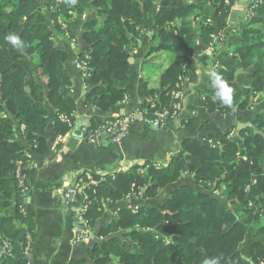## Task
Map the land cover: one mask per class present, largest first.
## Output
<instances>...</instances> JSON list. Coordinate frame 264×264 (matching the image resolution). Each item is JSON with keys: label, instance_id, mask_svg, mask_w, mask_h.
<instances>
[{"label": "trees", "instance_id": "obj_1", "mask_svg": "<svg viewBox=\"0 0 264 264\" xmlns=\"http://www.w3.org/2000/svg\"><path fill=\"white\" fill-rule=\"evenodd\" d=\"M234 2L0 0V264H23L27 234L35 239V221L21 208L26 196L15 177L17 161L23 160L29 175L32 159L50 151L52 118L56 137L72 130L63 118L73 122L77 108L68 67L72 38L74 64L76 57L88 62L87 103L108 110L126 96L129 58L149 34L144 62L150 59L158 71L140 78L136 110L153 113L172 108L174 91L183 88L199 65L196 58L218 35L226 42ZM89 11L93 16L83 20L80 47L71 25ZM62 22L72 44L58 41L66 35ZM9 34L24 46L13 47ZM240 37L217 72L232 87L233 104L220 103L213 89L204 91L210 113L241 115L264 98V0L254 6ZM238 122L250 125L238 134L237 123L233 132L203 121L201 136L183 138L167 165L147 162L104 174L92 170V180L84 176L87 198L78 199L88 205L84 218L96 234L87 257L67 264H204L208 258L264 264V110L241 115ZM102 123L94 121L89 129ZM164 189L166 199L155 204ZM108 210L116 214L102 224Z\"/></svg>", "mask_w": 264, "mask_h": 264}, {"label": "crops", "instance_id": "obj_2", "mask_svg": "<svg viewBox=\"0 0 264 264\" xmlns=\"http://www.w3.org/2000/svg\"><path fill=\"white\" fill-rule=\"evenodd\" d=\"M250 6L251 0H235L228 17L225 45H219L216 38L214 49L209 48L196 58L199 65L181 89L185 106L184 117L179 123L170 122L163 128H157L146 117L138 114L132 120L127 136L116 144H111L106 139L100 145L88 143L84 139L88 126L76 148L71 150L67 147L78 125V119L84 118V124L87 122L86 118H89L91 126L94 121L105 122L118 114L136 111L142 102L138 92L140 78L148 73L155 75L158 71L156 66L150 64V59L148 63L144 62L149 47V34L145 35L134 56L129 58L132 73L126 96L108 110L87 103L86 75L74 64L76 44H72L67 35H58L59 42L72 44L74 56L68 62V67L72 74L77 108L73 113L75 119L72 130L63 136H55L54 121L51 119L48 127L52 141L51 149L48 153L35 156L30 164V190L26 196L25 209L36 224L32 249L33 264H67L72 258L87 257L95 235L80 243L73 242L79 223L78 210L83 201L79 199V202L67 203L63 195L64 188L81 177L84 170L104 174L121 167L126 169L134 164L142 165L147 162H153L157 166L167 165L172 156L180 151L183 138L201 136L200 127L203 121H214L223 129L229 130L238 123L239 116L248 117L257 110H264V98L257 100L251 109L241 115L210 113L204 104L203 92L212 89L209 73L216 65L220 67L224 64L234 45L241 39L240 32L248 22ZM92 16L93 12L89 11L85 15L77 16L72 22V32L76 34L80 47L83 43V20ZM145 64H148L147 68ZM53 114L52 109V117ZM28 152L32 154L30 149ZM135 201L129 199L127 202ZM121 203L126 204V200ZM103 219L104 216L101 221Z\"/></svg>", "mask_w": 264, "mask_h": 264}, {"label": "built area", "instance_id": "obj_3", "mask_svg": "<svg viewBox=\"0 0 264 264\" xmlns=\"http://www.w3.org/2000/svg\"><path fill=\"white\" fill-rule=\"evenodd\" d=\"M58 2H63L65 0H57ZM226 3H229V0H225ZM260 2V0H251V6L249 8V14H253L254 6ZM63 27L66 29V35L70 37V33L67 30V25L62 22ZM217 43L219 45L224 44L223 38L224 35L221 33L216 37ZM73 44H75V39L72 38ZM215 43V42H214ZM214 43L210 45V49H214ZM87 61L80 59L79 57H76L75 59V66L76 68L83 71V73L87 76L86 73V67H87ZM219 65H216L215 68L212 71L218 72ZM188 79V78H187ZM174 96L176 97V101L172 104V108L167 107H160L157 110H155L153 113H149L148 110L144 111H133L130 113H123L118 114L116 116H113L109 120H106L102 124H100L97 127L90 128L87 130L84 139L92 144V145H100L102 142L106 139L111 144H116L121 142L128 134L132 120L135 118L136 115L140 114L154 126L157 128H163L167 126L170 122H177L181 120L182 117H184V98H183V92L182 90L174 91ZM155 102L150 103V107L155 108L156 107ZM64 120H66L70 126H73L72 120L68 116L63 117ZM32 164V162H30ZM35 165V164H34ZM26 166L24 165L23 160L19 159L16 163V169H15V177L17 180L18 187L20 189V192L23 196H27L30 186L28 182V174L25 172ZM125 170L124 167L118 168L115 171ZM84 176L88 179L92 180V173L89 170H84L82 173V176L77 178L76 181L70 185H68L63 192L65 201L67 203L71 202H79L78 196L79 194H85L82 186L85 184ZM85 198H87V195H84ZM23 212H27L24 206H21ZM88 208L87 204H82L79 206L78 210V225L76 227V234L73 238V242L80 243L88 238L91 237V230L90 225L88 221L84 218V213L86 209ZM27 244L25 245L23 251L21 252L23 255L24 262L23 264H33V239L30 234H27ZM5 246L9 247L10 242L5 241Z\"/></svg>", "mask_w": 264, "mask_h": 264}, {"label": "clouds", "instance_id": "obj_4", "mask_svg": "<svg viewBox=\"0 0 264 264\" xmlns=\"http://www.w3.org/2000/svg\"><path fill=\"white\" fill-rule=\"evenodd\" d=\"M69 3L75 4L76 0H68ZM6 39L11 43V45L17 49L22 48L23 42L15 34H9ZM210 87L214 90V97L220 103L232 106L233 104V89L232 87L223 79V77L212 71L209 73ZM204 264H219L218 258H208L204 261Z\"/></svg>", "mask_w": 264, "mask_h": 264}, {"label": "water", "instance_id": "obj_5", "mask_svg": "<svg viewBox=\"0 0 264 264\" xmlns=\"http://www.w3.org/2000/svg\"><path fill=\"white\" fill-rule=\"evenodd\" d=\"M84 118L83 119H78V125H76V130L73 131V135L70 137L69 142L67 144V147L71 150H74L76 148V145L78 144V141L80 140V138H82L84 136V131H86L87 127H90V119L86 118V123L82 124ZM237 129H238V134L240 132V130L243 127L249 126L250 122H239L237 124ZM258 132V131H256Z\"/></svg>", "mask_w": 264, "mask_h": 264}, {"label": "rangeland", "instance_id": "obj_6", "mask_svg": "<svg viewBox=\"0 0 264 264\" xmlns=\"http://www.w3.org/2000/svg\"><path fill=\"white\" fill-rule=\"evenodd\" d=\"M261 1V0H260ZM251 14H249V19L251 18ZM248 19V20H249ZM223 45H225V43L224 44H222L221 46H223ZM147 65L148 64H145V67L147 68ZM215 67H213V69H214ZM239 123V122H238ZM237 123V124H238ZM73 127V126H72ZM233 132L235 131V129L234 128H232L231 129ZM237 131H238V129H237ZM127 168H129V167H126V169ZM188 179L190 178V180H191V178H192V176L191 175H189L188 177H187ZM187 179V180H188ZM178 186V184L176 183V184H173V185H171V187H177ZM66 188V187H65ZM64 188V189H65ZM63 192H64V190H63ZM167 195H168V190L167 189H164L163 190V192H162V197H161V199L159 200V201H153V202H155V204H158V205H161L162 204V202L166 199V197H167ZM64 200H65V198H64ZM114 215V214H116V212H114V211H110V210H108L107 212H106V214L104 215V219H103V221H101V223L102 224H105V223H107V222H109L110 220H111V215ZM90 232H91V235H95L96 233H94V230L91 228V226H90Z\"/></svg>", "mask_w": 264, "mask_h": 264}]
</instances>
